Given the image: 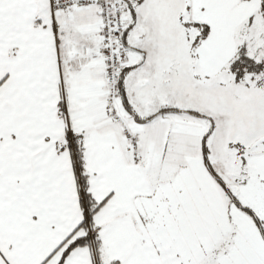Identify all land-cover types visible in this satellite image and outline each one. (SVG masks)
<instances>
[{"label": "snow or ice", "instance_id": "snow-or-ice-1", "mask_svg": "<svg viewBox=\"0 0 264 264\" xmlns=\"http://www.w3.org/2000/svg\"><path fill=\"white\" fill-rule=\"evenodd\" d=\"M0 264H264V0H0Z\"/></svg>", "mask_w": 264, "mask_h": 264}]
</instances>
